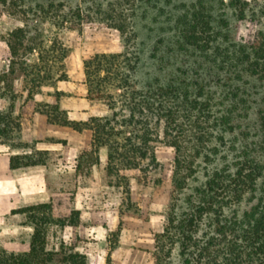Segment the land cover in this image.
Here are the masks:
<instances>
[{
	"label": "rangeland",
	"instance_id": "374dc122",
	"mask_svg": "<svg viewBox=\"0 0 264 264\" xmlns=\"http://www.w3.org/2000/svg\"><path fill=\"white\" fill-rule=\"evenodd\" d=\"M196 10L199 20L210 23L209 42L182 50L181 24ZM121 23L124 31L117 28ZM262 37L264 0H241L238 9L230 0L0 3V110L12 113L13 126L9 137L0 138V157L34 151L45 163L34 166L46 167L54 191L48 249L79 251L88 264H155L156 235L168 218L183 214L196 190L215 171L232 170L242 154L259 165L260 174L255 190L227 214L242 216L264 201V72L252 73L235 57ZM97 54L120 55L110 73L101 74L100 88L108 93L101 97L88 93L97 81L88 84L84 66ZM176 71L205 84L211 95L201 105L210 113L205 143L192 156L187 185L173 193L177 152L171 141L181 131L155 114L139 126L123 121L150 84ZM110 120L108 130L99 128ZM147 128L144 156L124 149L127 139L135 141ZM70 129L77 132L71 145ZM76 194L81 212L76 224L64 228L58 220L70 218ZM27 206L19 203L16 210ZM202 222L199 238L209 231V220ZM30 226L25 213L0 215V246L31 241ZM172 253L167 264H183L177 246Z\"/></svg>",
	"mask_w": 264,
	"mask_h": 264
},
{
	"label": "trees",
	"instance_id": "16d2710c",
	"mask_svg": "<svg viewBox=\"0 0 264 264\" xmlns=\"http://www.w3.org/2000/svg\"><path fill=\"white\" fill-rule=\"evenodd\" d=\"M10 1L12 0H0V3L7 4ZM230 1L232 6L238 9L241 0ZM200 14L201 11L196 10L191 13L189 20L187 18V21L182 22L184 29L180 41L182 50L200 47L209 42L205 35L210 29V23L199 20V16H202ZM223 22L222 26H225L227 22L225 20ZM117 28L124 31V23ZM249 49L238 50L235 53L236 59L244 62L252 73H263L264 37ZM119 57V54H97L84 61L88 84L97 81L95 85L98 88L94 85L95 89L88 91L90 95L91 92L97 97L108 94L100 88L102 81L105 80L101 74L103 72L109 74V68ZM181 72H174L167 80L158 79L143 93L140 92V102H136L130 116L123 121L128 126H139L143 123V117L148 116L149 121L152 118L149 116L155 114L159 120L162 119L167 124V128L173 130L175 127L181 131V134L178 132L172 137L175 141H171L177 152L173 193L181 191L187 185L194 165L192 156H195L205 143L210 123V113L201 105L209 104L208 98L211 94L206 91L205 84L189 76L186 71ZM132 100H136L135 95ZM223 118L228 119L226 116ZM222 122L226 123V120ZM110 123L111 120L99 125V128L108 130ZM65 124L71 125L70 122ZM12 130V113L0 110V138L9 137ZM149 133L147 128L141 135L136 136L135 141L132 138L127 139L128 146L125 147L127 145L125 144L123 148L132 154L139 153L144 156ZM25 147L29 145L22 148ZM38 153L43 155L46 152ZM36 154L32 151L11 155L10 167L17 169L45 164L43 160L37 159ZM232 167V170L228 168L230 171L224 168L215 171L206 185L196 190L194 197L188 202V209L183 214L168 218L164 231L156 235L155 264L170 262L175 246L179 249L183 264H264V201H259L253 209L242 216L238 217L235 213L227 214L228 207L241 202L246 193L255 190L260 167L247 157V154L240 155V159ZM51 209L50 203H43L14 211L27 214L33 224L30 249L18 253L9 252L0 246V264H88L87 256L79 251L48 249L47 224L54 221L50 214ZM78 215L79 211H73L68 220L58 221L61 226L67 223L76 224ZM205 219L209 220V231L199 238L200 227Z\"/></svg>",
	"mask_w": 264,
	"mask_h": 264
},
{
	"label": "crops",
	"instance_id": "0c3cea01",
	"mask_svg": "<svg viewBox=\"0 0 264 264\" xmlns=\"http://www.w3.org/2000/svg\"><path fill=\"white\" fill-rule=\"evenodd\" d=\"M72 109L68 110V116L72 119L73 114ZM39 120H43L38 118ZM45 120V119H44ZM51 129V127H50ZM49 136L51 134V130H49ZM76 130L70 129L69 131V145H71L76 139ZM41 149V148H39ZM47 149V148H42ZM45 167V166H44ZM43 166H30L28 168H17L12 169L10 167V156L0 157V215L2 214H12L14 210H16L17 205L19 203H23L25 205H36L43 203L52 202L54 191L52 188V184L48 185L46 181L47 169ZM24 170V171H23ZM28 170V171H26ZM78 194H76L75 202H74V210L80 211V206L76 203ZM9 204V209L8 205ZM72 211V212H73ZM72 212L68 213V218L71 217ZM70 214V215H69ZM81 217V216H80ZM70 226L68 224L62 225V227L66 228ZM77 226V225H74ZM32 230L33 227L30 226ZM7 244H11V248L6 247L8 251H21L27 252L30 249V241L22 240L19 241L20 247H12L17 243L16 240L11 239ZM18 244V243H17Z\"/></svg>",
	"mask_w": 264,
	"mask_h": 264
}]
</instances>
